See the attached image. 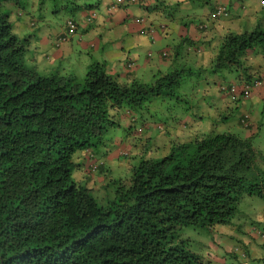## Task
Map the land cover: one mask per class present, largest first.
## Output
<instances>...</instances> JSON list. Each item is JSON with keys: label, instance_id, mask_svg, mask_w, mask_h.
Returning <instances> with one entry per match:
<instances>
[{"label": "trees", "instance_id": "trees-1", "mask_svg": "<svg viewBox=\"0 0 264 264\" xmlns=\"http://www.w3.org/2000/svg\"><path fill=\"white\" fill-rule=\"evenodd\" d=\"M8 1L20 0L0 3ZM152 1L174 17L182 11V2L198 0ZM117 2L109 5L110 11L127 7L126 0ZM217 7L198 23L199 31H206L205 22L224 17L212 16ZM155 29L148 24L140 33L146 36ZM29 36L21 37L8 12H0V264H208L209 255L202 258L193 250L180 229L198 226L210 232L231 223L242 196L264 200V171L255 165L260 153L250 137L194 128L189 107L152 126L151 112L158 115L151 103L178 98L184 72L203 75L202 56L195 70L176 57L172 68L156 72L150 82L129 71L121 77L98 61L89 62L78 78L63 68L33 65L36 48L30 51ZM213 39L210 46L216 52L210 55V67L220 73L223 94L236 86L233 80L225 81L231 72L247 85L263 81L246 56L253 50L264 56L262 23ZM193 45L190 40L189 48ZM238 90L231 94L234 101ZM191 96V101L196 99ZM246 119L242 114L238 122L249 128ZM126 123L127 135L120 142H128L139 161L130 163L129 172L122 168L112 180L114 194H106L107 181L100 177L113 173L107 160L117 145L105 134ZM187 126L194 132L186 133ZM162 132L170 137L168 151L161 146L150 150V139ZM103 157L105 162H100ZM87 159L90 164L84 170ZM75 170L77 179L72 177ZM241 232L245 240L252 238L250 232ZM210 240L218 252L228 250L230 242ZM250 254L237 262L235 254V264H245Z\"/></svg>", "mask_w": 264, "mask_h": 264}, {"label": "rangeland", "instance_id": "rangeland-1", "mask_svg": "<svg viewBox=\"0 0 264 264\" xmlns=\"http://www.w3.org/2000/svg\"><path fill=\"white\" fill-rule=\"evenodd\" d=\"M106 1L107 0H85L78 1L74 4L68 2L61 3V1L52 0H20L19 3L8 1L0 3V12H8V19H10V21L13 23L14 30L21 37L28 36L29 34L32 35L31 37L29 36V41L32 43L30 51H33L36 48L35 60H33L32 63L41 69L51 67L47 63L46 58H44L43 53L41 55L40 52L42 39L44 37H48L49 40L53 39L54 29H56L60 24H63L69 14H75L77 11H79L80 6L83 7L81 8V12H86L87 15H92V19L89 21L87 20L86 15L83 17V20L87 25H89V22L91 21H93L94 26L99 23H103L106 21L105 17L108 15ZM241 1H244L245 4L243 5V8L238 7L237 15L232 14L234 8L231 6V4L227 6L229 14L219 18V20H223L216 25V28L219 25L221 26L217 35H221L222 33H226L228 31L241 32L244 30H249L250 28H247V25H249V22L252 23L254 19H256L255 26L258 23H264V16L262 15L261 11V9L264 8V0H232V3L238 2L240 4ZM108 2L110 5L112 3L118 4L117 0H108ZM203 2L204 4L201 2H198L197 4L200 5L201 8L203 6L210 8L211 6L215 5V0H210L211 4H209V0H203ZM84 3L90 5L91 10L86 6L84 7ZM62 4H65V6ZM196 7L197 5L195 3H190L189 9L193 11L192 9H196ZM127 9L129 11L126 13V17L127 15L129 18L134 17L135 22L142 26H144L143 24L145 22L140 20H148V18L151 16L149 15L148 10L144 9L137 3H129V7H127ZM204 11H207V8H205ZM176 14L179 13L177 12ZM161 18L163 26L165 25L166 27L163 33H165L168 42L167 44H164L163 42L158 41L154 45V51L149 58V61L153 62V65L164 61L173 63L176 59L174 56L176 50H174L172 47V41L179 38V35L176 34L177 31L180 30L176 27H172V20H170L171 17H169L167 14L161 15ZM192 18L195 17L186 16L184 19L182 18V23L185 24V19ZM228 24L230 27H228ZM222 25L225 29L223 31ZM121 26L122 24L119 25L116 23V29L112 30L107 36L118 37L117 29ZM81 28L82 27H79V30ZM167 32H171V35H169ZM155 33L156 31L153 33L154 36ZM73 39L76 48L80 49L75 35H73ZM146 44L150 46L149 41H147ZM188 46L189 43L187 41L181 42L179 46L180 49L177 50L180 52V57L177 59V62L182 63L185 67L195 70L194 67L198 64L197 59L202 56L200 61L203 65H206L204 66L206 70L204 71L203 75L184 72L182 74L183 76L181 80V86L178 90V94L180 95L178 98H165L163 100H158L156 98L151 103V109L152 107H156V113L158 115L155 116V112H151L150 115H153V117H150V120L154 122L152 126L159 127V119H173V117H177L176 111L178 108L186 109L189 107L188 113H191L195 120L192 122H195L194 128H206L203 130L207 132L213 131L214 133L230 130L232 132L238 133L241 136L250 137L252 145L256 151L261 154V157H259V154L258 158L256 159L255 165L264 171V86L253 88L249 95L241 96L239 94V90L244 88L246 84L244 82L240 83L236 79L237 74L235 75L231 72L228 74L229 78H227L225 81L233 80L236 83L237 89H239L237 91V97L239 99L237 101L232 100L231 94H223L218 88V84L220 83L218 80V78H220V73H215V71H212L213 68L210 67V59L212 57L210 55H204V52H202L204 48L201 46L200 51L202 53L196 58L194 57L196 48L194 45L192 49H190ZM204 46L207 48L208 44H205ZM163 51L167 53L166 56H162L161 53ZM214 51L216 52V49H214ZM90 53L92 54L91 57L93 58L89 62L95 61L96 59H105L107 60L109 67L113 66V62L119 61V56L123 54L127 57L129 55L130 58H132L131 56L136 58L133 54V51H131V53H126L118 47H110L109 45L103 46L97 50H93ZM68 54L72 55V58L66 57L64 60H61L60 63H58L57 67L63 69L65 68V71L67 70L68 72H73L78 78H83L86 71V61L85 65L83 66V72H81L80 69L84 63V59L86 60L87 54ZM246 56H248L247 63H249L252 69L258 70L264 79V56L254 50L248 51ZM134 58H132L134 61L132 71L135 70L136 72L140 66H147V60H144L142 57H140L135 61ZM79 59H81L83 62ZM153 65L150 64L151 69H147L144 73H139L138 78L142 81L150 82L157 72L154 70L156 68ZM52 69L54 68L52 67ZM135 72L133 73L135 74ZM252 84L253 82L248 85L252 86ZM193 95L196 96V99L191 101L189 97L191 96V98H193ZM242 114L247 115L246 122L250 124L249 128H246L247 126H244L238 122ZM224 115H226V117L222 118ZM124 116L129 117L128 113H124ZM185 123L190 125L188 119ZM161 127L163 128V126ZM127 128L128 126L126 123L124 126L121 125L108 130L105 134V138L110 141V144L112 143L113 145H117L116 148H114V150L109 154L108 160L118 158V152L120 150H125L130 155V158H125L123 162L117 164L115 171L125 168L126 172H129L127 163L129 162L136 164L139 161L136 160L137 154L133 147L128 144V142H120L122 141L121 137L127 135ZM184 131L186 133L194 132L193 128L188 126L184 129ZM134 132H136V129ZM153 132L156 133L157 129H155ZM180 134L182 135L183 133L180 132ZM168 142L170 143V137L168 138L164 132L160 133L159 136L154 135V137L150 139V150H155V148L158 146H161L167 150L169 147ZM166 143H168L167 146ZM165 154L166 153L161 154L160 157ZM89 164L90 160L87 159L84 162L83 169H88ZM117 176V173H111L107 175L106 178L104 176L100 177L107 181L106 194H114L115 182L112 180ZM72 177L75 179L79 177L76 170L73 171ZM262 177V180L264 181V175H262ZM251 218H253L254 221ZM241 230L245 231L246 233L250 232L252 236L251 239H247L249 242V252L251 250V254L245 264H264V200L259 199L257 196H253L251 198H249L247 195L242 196L238 207V213L233 218L231 223L216 225L210 232H206L198 226L182 227L179 231V235L187 237L191 248L197 252H200L202 254V258H205L206 253L210 252L212 254V251H209V249L212 248L210 239L219 240L221 242H230L237 246L245 245V233H242ZM217 263L218 262L215 264Z\"/></svg>", "mask_w": 264, "mask_h": 264}, {"label": "crops", "instance_id": "crops-1", "mask_svg": "<svg viewBox=\"0 0 264 264\" xmlns=\"http://www.w3.org/2000/svg\"><path fill=\"white\" fill-rule=\"evenodd\" d=\"M198 2H201L202 4H204L203 0H198L196 3L194 2L197 5V7L196 9H192L193 11L189 9L190 4L182 2V6H184L182 11L181 12L179 11L178 12L179 14H176L174 17H171L170 19L172 20V24H171L172 27H176L177 29L180 30V31H177V34H176V35H179V38L177 40L172 41V44H173L172 47L174 50H176L174 54L175 57H178V58L180 57L177 53L178 52L177 50L180 49L179 46L181 42L187 41L189 43L188 47H190V40H192L194 44H196L194 45V47L196 48L194 57L197 58L199 55H201L202 52H204L203 54L206 56H209L215 53L214 49L210 46V44L214 41L213 38L217 36V33L219 32L218 31L219 28H221L220 25L217 26L216 28V25L223 19L217 20L214 22H205L204 24L206 26L205 28L206 31L202 29L201 31H199L197 27L198 23H200L205 18V16H207V14L210 13L211 10H213L214 5L211 6L210 8L207 6H203L201 8L200 5L197 4ZM241 3H243V5L245 4L244 1H241ZM241 3L240 4L238 2L232 3V0H215V5L223 4V5L228 6L229 4H231V6L234 8L233 13H232L233 15H237L238 7L239 8L244 7L241 5ZM209 4H211L210 0H209ZM109 5L110 3L107 0L106 6L108 10V15L107 17H105L106 21L95 25L96 27L93 25V21L89 22L90 24L87 26H79L82 28L80 30L78 28L77 32L74 35L76 36V40H77V43L79 44L80 49L76 48L73 36L67 42H64L61 46L60 45L55 46L53 43V39L49 40L48 37H44L40 45V48H41L40 52H41V55L43 53V56L44 58H46L47 63L51 67L56 68L58 63H60L61 60H64L66 57L72 58V55H69L68 53H71V54L76 53L75 55H79V53L80 54L85 53L87 54L86 60L84 59V63L82 64V67L80 69V71L83 72V66L85 65V61L87 65L89 61L93 58L91 57L92 54L90 52L93 50L102 48L103 46L109 45L110 47H118L119 49L123 50L126 53H131V51H133V54L135 55L136 58H134L133 56L131 57L134 58L135 61L137 60V58L142 57L144 60H147L146 63L148 66V68L147 66L146 67L140 66L138 69L136 68L137 69L136 72L135 70L132 71V69H128L125 66L126 62L129 60H127L126 55L123 54L119 56L120 60L117 62H113V66L110 67L113 73H117L119 74V76L123 77V76H127L128 71H129L131 72V74L132 72H135V75L138 76L139 73H144L147 69H151L150 64L153 65V62L149 61V58L154 51V48H153L154 45L158 41L163 42L164 44H167L168 42V39L165 33H163L166 27L165 25L164 27H161V25L163 24L161 22L162 20L161 15L166 14L165 12H163L162 6L156 5V3L154 4L153 1L150 0L148 4L150 8L148 7L149 8L148 9V8L143 7L144 9L148 10L149 15H151L150 17L148 16L149 17L148 20H146L143 25L148 26V24H151V26L156 28L155 30H152V31H156L155 36L152 35L154 36L152 37L151 34L150 35L147 34L145 36L142 33H140V29L143 28L144 26L136 23L134 20V17L129 18L128 15L126 17V13H128L129 11L127 7L129 6H127L126 8L120 7L115 10L110 11ZM87 8L91 10L90 5ZM205 8H207V11H204ZM261 11H262V15L264 16V8L261 9ZM73 15L75 18L79 20L82 19L85 15L87 16L86 12H81V8H79V11H77ZM186 16L195 17V18L185 19L186 22L184 24L182 23V18L184 19V17ZM255 22H256V19H254L252 23L249 22V25H247V28L251 29L255 27ZM116 23H118L119 25L122 24V26L117 29L118 37L117 36L108 37L107 35L112 30L116 29L115 28ZM263 24L264 23L262 22V25ZM257 25H259V23L256 24V26ZM60 26L61 24L56 29H54V33H53L54 37L59 32ZM228 27H230L229 24H228ZM223 30L225 29L223 28V25H222V31ZM167 33L171 35V32H167ZM223 34L225 33H222L221 35ZM185 37L187 39H185ZM147 41H149L150 46L146 44ZM198 44H202V45H198ZM203 44L204 45L208 44V47L205 48ZM201 46L204 48L202 52L200 51ZM79 60L82 61L81 59ZM95 61L107 63V60L105 59L104 60L96 59ZM153 66L156 68L154 70H156L157 72L159 71L163 73V72L168 71L170 68H172L173 63L164 61V62L156 63ZM262 86H264V83Z\"/></svg>", "mask_w": 264, "mask_h": 264}, {"label": "clouds", "instance_id": "clouds-1", "mask_svg": "<svg viewBox=\"0 0 264 264\" xmlns=\"http://www.w3.org/2000/svg\"><path fill=\"white\" fill-rule=\"evenodd\" d=\"M149 1L150 0H140L139 2H135V3H137L139 5L143 4L145 6H148ZM129 3H132V2H129V0H126L127 6H129ZM219 5H223V4H218V6ZM86 7H88V6H86ZM114 8L115 7H113V10H114ZM86 17H87L88 21L92 19V15H87ZM140 21L145 22L146 20L141 19ZM70 23H72V26L70 25ZM79 26H87V24L84 22L83 18L79 20V19L75 18L73 14H69L68 17L66 18L65 22L63 24H61V26L59 28V32L56 34L55 37H53L54 45L55 46H59V45L61 46L64 42H67L77 32ZM161 27H164L163 24L161 25ZM144 32H146V30H144ZM151 32H152V30L148 31L147 34L150 35ZM161 54H162V56L167 55V53L165 51H163ZM125 66L129 69L130 67L133 66V62L127 61ZM259 81L261 82V84L256 88H259L263 85V81L262 80H259ZM235 89H236V86H235ZM229 93L234 94L230 91H229ZM247 125H249V124L247 123ZM126 157L130 158L129 153L125 150H122V151L118 152V158L108 160L109 161L108 165L112 168L113 173H117V175H119V173H121L122 168L118 171H115V168H116L117 164L123 162ZM117 160H118V162H117ZM102 161L105 162L104 157L102 160H100V162H102ZM127 168H130L129 162L127 163ZM124 170L126 171L125 168H124ZM211 244H212V248L209 249V251H212V254L210 252L207 253V255H209V257L207 258L208 264H215L216 262H218L219 264H235V254H237L236 255V262H237L238 260L243 259L246 255H248L250 253L248 245H247L246 250H245L244 245L243 246H237V245H234L232 243H229L228 250L226 252L220 253V252H218L217 246L215 244H213L212 242H211ZM245 244H249L248 240H246ZM229 251L233 253V257L228 256L227 253Z\"/></svg>", "mask_w": 264, "mask_h": 264}, {"label": "built area", "instance_id": "built-area-1", "mask_svg": "<svg viewBox=\"0 0 264 264\" xmlns=\"http://www.w3.org/2000/svg\"><path fill=\"white\" fill-rule=\"evenodd\" d=\"M118 1H119V0H118ZM139 1H140V0H129V2H132V3L139 2ZM215 15H223V16H225V15H226V7H225V5H219V6L217 7V10H216L215 12L212 13V16H213V17H215ZM70 25L72 26V23H70ZM260 84H261V82H260L259 80H257V81H255V82L253 83L252 86L245 85V86H244V90L242 91V92H243L242 95H243V96H245V95H249L250 92H251V90H252L253 88L258 87ZM229 91L233 93V92L235 91V86H234V85H231Z\"/></svg>", "mask_w": 264, "mask_h": 264}]
</instances>
